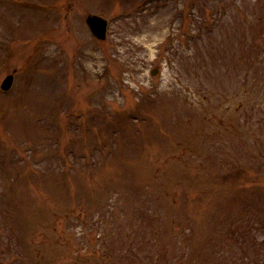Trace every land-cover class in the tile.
Here are the masks:
<instances>
[{"label": "rangeland", "instance_id": "obj_1", "mask_svg": "<svg viewBox=\"0 0 264 264\" xmlns=\"http://www.w3.org/2000/svg\"><path fill=\"white\" fill-rule=\"evenodd\" d=\"M0 264H264V0H0Z\"/></svg>", "mask_w": 264, "mask_h": 264}, {"label": "water", "instance_id": "obj_2", "mask_svg": "<svg viewBox=\"0 0 264 264\" xmlns=\"http://www.w3.org/2000/svg\"><path fill=\"white\" fill-rule=\"evenodd\" d=\"M86 22L90 28V30L92 31V33L97 37V38H101L104 39L107 36V25H108V21L97 15V14H93L90 13L88 14L87 18H86ZM13 81V75H8L3 83V87L4 88H9L11 83Z\"/></svg>", "mask_w": 264, "mask_h": 264}]
</instances>
